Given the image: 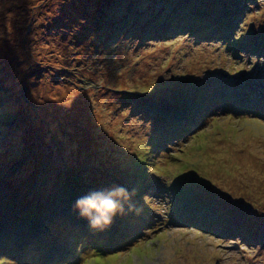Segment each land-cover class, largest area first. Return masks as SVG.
I'll return each mask as SVG.
<instances>
[{"label": "rangeland", "instance_id": "374dc122", "mask_svg": "<svg viewBox=\"0 0 264 264\" xmlns=\"http://www.w3.org/2000/svg\"><path fill=\"white\" fill-rule=\"evenodd\" d=\"M166 1L0 0V222L38 214L48 245L73 225L55 210L85 221L78 201L111 199L103 226L140 199L136 224L99 235L122 246L64 264H264V0L213 1L230 34L171 39L149 25L168 30ZM184 108L201 122L165 140Z\"/></svg>", "mask_w": 264, "mask_h": 264}, {"label": "trees", "instance_id": "16d2710c", "mask_svg": "<svg viewBox=\"0 0 264 264\" xmlns=\"http://www.w3.org/2000/svg\"><path fill=\"white\" fill-rule=\"evenodd\" d=\"M166 1V0H165ZM215 2H218L221 5V2L219 0H174V11L173 14L170 16H167L168 22H166L167 25H170L168 30H164L163 28H159L156 30V27L158 26V23L163 22L164 18L156 17L154 21L149 24L151 25V28H154V31H159L164 38L171 39V37L179 36L182 32L179 30H185L186 32L188 30H198L201 33H209L211 36L213 35H219L223 36L224 34H230L227 30V23L228 19L225 14V11H215V9L218 8L216 4H213ZM167 2V1H166ZM181 2V3H179ZM176 3V4H175ZM179 5L184 6L180 8ZM165 5L164 7H166ZM222 6V5H221ZM170 6H168L166 9H169ZM183 10H187L188 12L182 13ZM174 15V17H173ZM217 16L216 18H214ZM126 21V20H124ZM121 24V23H120ZM146 25V26H149ZM122 27V25L120 26ZM144 31V30H143ZM151 30H149L150 32ZM226 39V38H225ZM224 40V38H223ZM178 81L181 83L178 79ZM154 87V86H153ZM187 106V105H186ZM179 107H182L180 105ZM188 108H184V110H181V114H172L169 116V119L167 123H164L162 125L163 129H160L161 132H163V138L167 140L168 138L172 137H183L184 134H182L184 131H189L194 126H197L201 119L197 118L194 119L193 115L194 113L191 111L186 112ZM204 112V111H203ZM13 114L11 115L12 119ZM18 116V114H17ZM63 125H67L62 123L60 127L62 128ZM167 138V139H166ZM145 161V160H144ZM146 163V162H145ZM140 172L143 171L142 167L139 169ZM93 172V171H92ZM89 176H93L90 175ZM88 176V177H89ZM132 176V174L130 175ZM79 181V180H78ZM77 180L73 183H71V188H73V191L68 192L70 195H76L74 196L76 199L78 197H82L83 194L87 192L92 191V188L89 187L88 183L85 184V186H80L77 183ZM89 188H88V187ZM144 186V184L142 185ZM69 185L66 187L68 188ZM80 187L81 190H77V188ZM96 188H98V193L102 192V190H105L102 186L96 185ZM129 190V189H128ZM142 188H136V191H134V194L132 195V198L138 197L143 192ZM84 191L85 193H81ZM96 194V196H97ZM92 195H95L92 194ZM135 201H139L137 205H132L126 201L121 202V205L123 207V211H128L126 213H122V215L116 216V218H111L109 220V224L107 226L105 225H99L96 227H93L91 224V221L96 218H102V212L105 211L106 205L108 203H111V199L108 203L102 202L97 199V202L93 203L90 212L87 214L85 218H87L85 221L81 220L80 218H77V211L75 208H72L70 210H66L65 213L63 211L58 212L56 211V216L58 217H68L71 215V231L64 237L58 239L57 242L49 241L48 245L44 244V242H39L42 237V233L40 231L43 229L42 227H37L35 223H32V221L39 223L41 222V216L35 213L30 214L27 219L28 221L25 223L24 221H19L13 218H10L8 220H2L0 222V255H5L9 259H20L25 260V255L29 253H40L39 256V264H64L68 260H65L66 256L75 257L76 254H80L82 257H88L89 254L97 256V254H100L101 247L106 246V248L112 247V249H117L120 245H123V242L125 239H121L117 236V240L113 237H109L107 241H102V239L99 237V235L105 233V234H112L114 237H116V233H119L121 229H125L124 225L125 222L130 224H136L134 220H136V217H133L132 214L138 213L141 211L142 208H140V199H137ZM137 207V208H136ZM55 208H59L57 206H50L47 208V214H51L52 210ZM126 208V209H125ZM62 209V208H61ZM73 212V213H72ZM134 212V213H133ZM67 213H69L67 215ZM13 214V213H12ZM91 216V218H90ZM30 220V221H29ZM137 221V220H136ZM142 222V221H141ZM144 227L150 226V223L145 222L143 223ZM138 226V225H137ZM117 230V232H113ZM128 230V229H127ZM151 230V229H150ZM114 233V234H113ZM130 233V230H129ZM71 234V235H70ZM77 237V238H75ZM141 235H138L136 237L130 236L128 243L136 245V243L140 242ZM80 241H79V240ZM117 242H115V241ZM32 243H36V245H40L42 249H39L37 246H32ZM120 243V244H119ZM135 243V244H134ZM105 248V249H106ZM111 250V249H107ZM9 256V257H8ZM75 264V263H72Z\"/></svg>", "mask_w": 264, "mask_h": 264}, {"label": "clouds", "instance_id": "9594fccd", "mask_svg": "<svg viewBox=\"0 0 264 264\" xmlns=\"http://www.w3.org/2000/svg\"><path fill=\"white\" fill-rule=\"evenodd\" d=\"M78 206H83V208H84V213L83 214H87L88 208L92 206V202L89 201V200H81V201H78ZM115 207L116 206L114 204L109 205L110 209L114 210ZM101 223H102L101 219H93L91 221V224H92L93 227L99 226ZM103 223H105V224L109 223L108 219L105 218L103 220Z\"/></svg>", "mask_w": 264, "mask_h": 264}]
</instances>
